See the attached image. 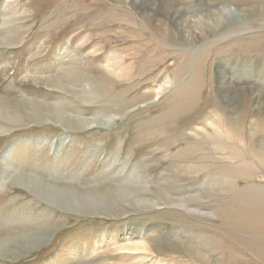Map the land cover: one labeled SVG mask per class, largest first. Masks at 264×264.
Returning a JSON list of instances; mask_svg holds the SVG:
<instances>
[{
  "label": "rangeland",
  "instance_id": "rangeland-1",
  "mask_svg": "<svg viewBox=\"0 0 264 264\" xmlns=\"http://www.w3.org/2000/svg\"><path fill=\"white\" fill-rule=\"evenodd\" d=\"M170 1L191 18L195 5L209 6ZM161 18L130 0H0V109L20 115L0 118V264H192L171 251L173 241L210 249L225 213L240 222L263 215L264 168L248 147L264 146V17L229 18L221 35L192 46L161 39ZM219 71L241 87L229 100L236 108L220 97ZM86 90L91 105L77 99ZM24 99L110 123L78 131L31 120ZM26 176L114 202L118 212L54 207L20 182ZM217 177L223 187L208 203L201 189ZM167 192L179 202L200 195V208L190 207L213 219L168 207ZM149 229L159 243L144 237ZM214 236L226 246L214 263L239 254L256 264Z\"/></svg>",
  "mask_w": 264,
  "mask_h": 264
},
{
  "label": "bare ground",
  "instance_id": "bare-ground-1",
  "mask_svg": "<svg viewBox=\"0 0 264 264\" xmlns=\"http://www.w3.org/2000/svg\"><path fill=\"white\" fill-rule=\"evenodd\" d=\"M130 1L135 7L140 9V11L142 10L146 13L147 12L156 13L162 17L161 20L159 21V23H161V25L159 26L160 27L159 30L155 28V30L158 32L156 34L159 37H161V39H164L165 42L166 41L169 42V44L171 43L170 40L171 35H173L172 37H174L173 38L174 40L180 39L182 42L191 46L200 44L201 42L204 43L211 40L213 37L217 35H221L220 33H222L223 29L229 26V18L237 19L238 17L245 15L253 18L264 17V11L260 12V9L264 8L261 7L264 6V0H227L231 3L232 6V8L227 7L226 8L227 10L225 8L222 9L220 7L221 6L220 4H222V0H207L206 5L207 4L209 5V6L207 5L208 6L207 8H205L203 5H200L199 7L196 5L194 6L197 12V16L193 18H191V15H186L185 12L183 11V8L177 7L170 0H130ZM199 3H202V0H200ZM242 8L245 10L241 11ZM165 21L166 22L168 21L169 22L168 24L172 25L173 30L171 31V33L166 32L167 28ZM106 69L109 70V68L107 67ZM217 79H218L217 81L219 82L218 88L221 92L220 97L222 98L223 103L232 105L233 107L236 108L237 102L233 103L232 101L229 100H236L234 97H232L233 96L232 93H236L239 95L241 87L235 84L234 85L229 84L228 79L223 71H219ZM89 87L90 86L88 85V88ZM163 88L164 86L161 89ZM86 91L87 92L85 93L90 95L88 99H82L80 97L77 99L83 105H91L97 101L96 96L93 95V93H90L91 90H86ZM241 93L246 98L249 95V92L246 89H242ZM229 103H233V104H229ZM23 111L25 112V116L31 120L44 121V122L49 121L55 123L56 125H61V126L63 125L66 126L67 128L70 127L78 131H85L94 128L103 129L108 127L110 123L109 121L89 119V117L87 119L86 117L85 119L83 118L80 119L79 117L72 116L71 114L66 113L65 111L62 110V108L60 109L59 107H55L52 104H44V105L40 103L34 104L33 101L27 99H24ZM19 117L20 115H18V113L15 114L12 111H8L6 109L4 110L0 109V118L3 119L5 122H13V121L17 122L19 121ZM100 122L102 124H100ZM249 144H250V146L248 147L249 155L255 158V160H258L260 165L264 168V146L261 147L257 146L255 148L253 141H251V143ZM6 152H3V154L5 155ZM225 177L228 178V176ZM215 181L217 183L215 187L214 184H212L213 187L206 186L201 189V191H205L203 196L206 195L205 200H207V202L214 199L215 196L217 195V190L223 187L219 182L220 181L219 177H217ZM20 182L26 185V187L32 194L40 198L45 203L52 205L54 207L62 206L67 211L73 209L78 212H81V210H88V211L101 210L102 212L105 213L118 212L116 206L114 205L116 203L106 201L105 199L96 197L94 195L77 196L68 191L56 190L49 186H43L41 184H38L36 181H31V179L28 180L27 176L25 180L22 179L20 180ZM162 189L163 188L160 189L161 192L165 191L164 189L163 190ZM161 195H163V193ZM133 196L138 197V195H133ZM191 197H197V198H191ZM198 197H200V195L185 197L187 198V200L185 199L186 200L185 202L183 201L179 202L177 199H175L174 196H172L170 193L167 192L164 198L161 197L160 198L163 201V203L168 207L182 209L186 211V214L190 216L193 217L201 216L207 219L208 218L213 219L212 214H209L207 212L201 213V211H199L198 209L195 210L194 207L193 208L190 207L191 205H194L197 208H200L197 205V201L200 199ZM256 202H260V201H256ZM110 203L111 205H109ZM217 205H221V204H216V206ZM141 206L147 207L149 205L142 202ZM206 207L209 208L212 207V205L211 206L207 205ZM217 207L223 208L221 206H217ZM231 215H232L231 213H225V215H223L222 218L224 219V224L220 225L223 227V229L216 227L221 229L219 233L208 231L212 233V236H210L211 238L208 236V239H206L205 242L206 243L213 242V244L211 243V245L213 246L212 248L210 249L203 248L201 247V244L193 243V242L191 243L190 241L191 239H187V238L185 239L184 237H182L185 239V241L183 242L184 246L181 245L183 246V248L175 245L176 244L175 242H177L176 240L173 241L170 245L171 251L173 253L178 252L184 259H190L192 261V264H218L216 262L214 263L213 257L215 254L222 252L223 247H226L223 245L222 241H220V238L219 241L220 243H222L221 244L222 246H219L220 248L216 246V243L214 242L215 240L213 238H215L214 235H218L217 237L226 238V240H228L232 245H235L237 248L236 250L237 252L239 251L241 252V249L244 250L242 255L246 253H248V257H251L252 255V258L254 257L256 259L255 260L253 258L256 264H264V213L263 215H259L255 219H251V220H244V221L241 220L240 222L239 219H234V220L230 219L229 221H226V219L230 218ZM237 220H239V222H236ZM199 230L204 231L205 229L200 227ZM144 237L152 238V240H155L156 243L160 242L159 238H157L156 235L151 234V229L144 232ZM180 249H183V251L182 250L180 251ZM133 250L136 252L141 251L142 253L148 251L144 249L140 250L139 248H135V249L133 248ZM155 251L157 253L161 252L160 248H155ZM149 255H152V253L149 252ZM237 255L240 257L237 259H235V257H229L226 262H223L224 260H221V263L219 262V264H242V262L244 264H253L252 262H249L247 259L243 258L241 255L239 254ZM145 258L146 257H144V259Z\"/></svg>",
  "mask_w": 264,
  "mask_h": 264
}]
</instances>
